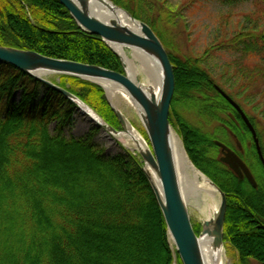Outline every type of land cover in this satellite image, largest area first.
Segmentation results:
<instances>
[{
    "label": "trees",
    "instance_id": "trees-1",
    "mask_svg": "<svg viewBox=\"0 0 264 264\" xmlns=\"http://www.w3.org/2000/svg\"><path fill=\"white\" fill-rule=\"evenodd\" d=\"M110 1L148 23L163 43L175 87L168 120L191 163L226 195L223 239L237 250L240 264H264V178L258 182L255 172L264 175L262 163L242 117L216 89L203 63L206 54H176L169 1ZM237 35L256 40L264 61V29ZM0 45L124 73L120 57L57 0H0ZM52 77L105 123L121 128L99 85ZM76 110L59 92L0 62V264H181L141 158L107 156L93 140L99 127L85 137L65 134ZM250 121L264 157L263 138ZM218 141L245 161L257 186L218 161Z\"/></svg>",
    "mask_w": 264,
    "mask_h": 264
},
{
    "label": "water",
    "instance_id": "water-1",
    "mask_svg": "<svg viewBox=\"0 0 264 264\" xmlns=\"http://www.w3.org/2000/svg\"><path fill=\"white\" fill-rule=\"evenodd\" d=\"M57 1L65 6L80 28L91 35L100 36L101 40L120 57L124 73L102 68L98 65L62 58L56 59L32 50L2 45H0V62L12 65L38 82L40 81L49 88L51 87L56 92H59L70 102H74L77 108L82 113L87 114L94 124H97L107 134L109 133L115 138L127 133V126L130 124L119 109L111 105L113 112L121 123V129L117 131L109 123H105L97 112H94L90 106L82 102L74 93L72 94L49 80V76L53 74L75 76L82 80L96 83L103 90H105L103 85L105 81L118 85L127 95L135 111H137L147 135L149 144L144 142V146L135 144V147L143 161L142 171L144 176L147 178L154 198L162 211L163 219L166 223L167 240L175 250L174 260H176L177 253L181 264H205L200 248L201 240L209 237L212 240L214 250L223 247V225L227 199L225 193L210 180L211 184L216 188L218 196H220V202L213 216L201 222L200 232L197 234L193 230L189 209L186 207L181 195L171 148L170 137L173 129L168 116L175 87L173 65L170 63L163 43H161L148 23L135 19L129 11L119 7L110 0ZM96 8L102 12L100 15L96 13ZM115 45L123 49L138 50L153 61L160 76V89L157 94L151 87L141 82L138 83L133 78L126 69L122 56L114 49ZM216 89L242 117L250 131L251 139H253L255 150L264 171V157L256 129L250 123L242 108L229 95L224 93L218 85H216ZM217 146L220 147L221 151L219 161L226 164L240 179L245 177L253 187L257 186L252 172H250L247 164L239 157L237 152L228 148L221 141L217 142ZM239 149H241L240 146ZM154 176L161 189L157 187Z\"/></svg>",
    "mask_w": 264,
    "mask_h": 264
},
{
    "label": "rangeland",
    "instance_id": "rangeland-1",
    "mask_svg": "<svg viewBox=\"0 0 264 264\" xmlns=\"http://www.w3.org/2000/svg\"><path fill=\"white\" fill-rule=\"evenodd\" d=\"M167 1L173 6L172 9L175 13V17L173 18L174 23H169L168 26L173 35L172 43L176 47V54L192 57H201L206 54L203 57V63L206 64V67L213 74L217 83L216 85L227 95L231 94L234 96L233 100L241 104L242 107L239 106L249 121L251 117L255 119L256 128L261 133L264 145V61L260 57L261 54L255 50L258 47H255L256 40H253L255 41L253 42V38L247 39L243 35H237L240 32L251 31V29L257 34L258 30L264 29V0ZM237 40H241L242 42L238 43ZM124 51L130 58H133L137 66H140L141 63L139 62L141 60L134 58L133 50L125 48ZM126 69L138 83L141 82L147 85L149 77L146 76L144 71L139 70L134 74L132 70L130 72L129 67H126ZM50 77L52 75L49 76V79ZM52 78H56L55 74H53ZM56 81L59 82L58 78H56ZM40 90L41 92L43 91L42 89ZM20 94V90L15 91L12 96L13 101L18 102ZM104 94L110 106H114L108 100L107 91L105 92L104 90ZM120 100V104L115 108L122 112L126 121L148 143L146 132L137 111H135L131 102L123 99ZM73 113L71 127L65 129V134L85 137L90 131L96 129L97 125L91 121L87 114L82 113L78 108ZM187 117L192 122L196 121L194 116L189 113H187ZM250 123L252 122L250 121ZM54 129L55 126L52 124L51 130ZM95 135L93 139L94 143L96 146L102 148L107 156L123 155L129 157V155H132L136 159L141 158L138 155L135 144L131 140L127 141L123 137L115 138L101 128L96 130ZM179 140L181 142L180 137ZM239 146L241 147L239 143H236L237 149H239ZM218 150L219 161V157L221 156L220 147H218ZM255 172L258 178L257 181L262 183L264 175L257 169H255ZM219 202L220 196L217 206ZM213 212L211 216H213ZM189 215L193 226H198L200 232V224L204 220L203 217H199L192 208H189ZM171 248L174 250L172 245ZM222 248L226 264H240L237 250L228 241L224 240ZM249 261H251L250 264H256L252 260Z\"/></svg>",
    "mask_w": 264,
    "mask_h": 264
},
{
    "label": "bare ground",
    "instance_id": "bare-ground-1",
    "mask_svg": "<svg viewBox=\"0 0 264 264\" xmlns=\"http://www.w3.org/2000/svg\"><path fill=\"white\" fill-rule=\"evenodd\" d=\"M96 13L100 15L102 12L98 11V8H96ZM114 49H116L119 55L122 56L125 66L129 67L130 72L133 71L135 74V72L142 70L146 73V76L149 77L146 86L151 87L157 94L160 89V76L153 61L148 59L138 50H133L134 58L141 60L139 62L141 63L140 66H137L133 58H130L122 47L115 45ZM103 85L105 90H107L108 100L111 101L114 107L117 108V105L121 102L120 99L130 102L125 92L118 85L107 81H105ZM97 127L101 128L98 125ZM120 137H123L124 139L126 138L127 141L131 140L132 143L134 142V144L139 146L145 145L142 136L137 133L130 124L127 126V133H124ZM170 142L172 153L174 155V164L176 165L178 185L180 186L181 195L185 201L186 207L188 209L192 208V210L195 211L199 217L202 216L204 220L210 219L212 212L214 211V214L218 209L217 202L219 196L216 188L211 184V179H208L205 174L190 162L187 153L184 152L182 142H180L175 131H172ZM154 179L157 183V187H159V183L155 176ZM159 189H161V187H159ZM200 248L203 253L205 264H226L224 262L223 248L214 250L212 247V240L209 237L201 240Z\"/></svg>",
    "mask_w": 264,
    "mask_h": 264
}]
</instances>
